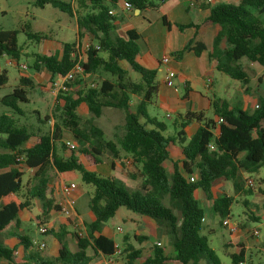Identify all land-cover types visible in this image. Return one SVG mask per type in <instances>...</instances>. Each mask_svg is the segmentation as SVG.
Segmentation results:
<instances>
[{
	"label": "trees",
	"instance_id": "trees-1",
	"mask_svg": "<svg viewBox=\"0 0 264 264\" xmlns=\"http://www.w3.org/2000/svg\"><path fill=\"white\" fill-rule=\"evenodd\" d=\"M74 1L77 11L69 1L36 0L35 5L39 8L51 6L74 18L78 37L86 33L96 44H90L85 53L82 61L85 73L97 76L101 72L107 77L90 85H86L84 79H76L56 95L61 125L77 144L78 156L75 151L68 157L58 151L55 142L62 137L58 126L54 125L49 134L39 129L31 131L20 124L19 119L24 114L18 105L29 102L28 91L35 87L34 81L20 76L18 85L0 99L1 106L8 109L0 113V235L19 227V214L29 211L33 201L39 202L43 215L50 211L59 212V207L47 198L46 192L57 179L61 183L72 182L77 174L84 184L93 187L88 208L94 220L86 224L83 237L71 233L76 248L74 252L63 243L66 232L61 226V232L48 230L44 234L51 235L58 243L53 259L29 256L32 241L17 233L14 234L17 243L13 247L8 248L0 242V260L7 264H27V261L34 264H88V249L95 255L110 257L114 254L115 243L110 236L101 235V228L119 208H125L152 219L158 229L164 231L173 250V256H168L162 247H154L144 253L134 249L124 237L122 254L126 264H165L168 260L180 264H200L201 261L204 264H222L209 247L207 237L201 234L204 209L195 198V192L200 191L209 201V209L221 219V224L229 218L234 198L224 194L213 197L212 187L218 180L231 181L235 192H239L241 172L255 174L264 168V96L259 97L257 108L252 113L216 99L212 108L215 116L222 120L219 124L211 119L203 120L201 113L187 111L173 122L174 136L165 135L166 125L147 111L157 96L158 84L156 70L147 69L137 61L141 36L132 29L118 35V20L109 14L117 9L118 0ZM123 1L139 12H157L165 0ZM206 22L218 28L207 54L209 61L216 71L246 86L247 91L249 76L239 61L246 59L264 67V0L216 3L209 7ZM159 23L167 28L173 26L179 32L193 29V36L183 47L168 55L174 60L179 61L188 52L198 57L208 50L197 40L198 25L170 23L165 16L159 18ZM17 35L18 31H0V57L18 61L22 52L17 44ZM27 37L36 43L45 38L40 34ZM75 47L76 42L61 43L60 52L36 54L32 69L46 72L51 83L57 75L63 76L71 69L73 61L70 55ZM132 73L137 75V79L131 78ZM7 82V72L2 71L0 88ZM80 106H85L94 119L101 117L103 109L122 111V135L115 141L106 140L101 128L92 123H82L77 112ZM34 114L42 124L47 122V116L41 119L38 112ZM192 123H196L198 128L187 138L184 129ZM174 144L178 145L180 156L176 161L170 157ZM61 147L64 149V145ZM105 150L110 152L113 160H120V155L124 154L139 166L137 175L130 176L141 180L139 190L130 192L114 175L104 176L88 170L102 164ZM166 162L171 163L170 170L166 169ZM23 170L30 171L25 182ZM189 177H194V181L189 182ZM260 181L264 185V177ZM244 195H251V192L246 191ZM165 199L168 205L164 204ZM246 203L243 202L245 206ZM250 216L252 221H259L253 213ZM35 222L37 226L44 225L38 217ZM134 239L138 242L147 240L144 237ZM18 247L23 250L22 256L16 254ZM243 256L241 249L228 257L231 264H238L243 262Z\"/></svg>",
	"mask_w": 264,
	"mask_h": 264
},
{
	"label": "rangeland",
	"instance_id": "rangeland-1",
	"mask_svg": "<svg viewBox=\"0 0 264 264\" xmlns=\"http://www.w3.org/2000/svg\"><path fill=\"white\" fill-rule=\"evenodd\" d=\"M69 1L73 4V9L76 10V1L74 0H61ZM36 0H0V31H18L17 35V44L21 49V54L18 61H12L9 58L2 56L0 57V73L2 71L7 72L8 82L3 87L0 88V99L9 94L14 87L18 85V79L20 76H25L32 81H34L35 87L28 91L29 102L27 104H19V108L23 111L24 116L20 117V124L27 126L31 131H36L39 129L43 133H52L54 125L59 127L61 134V139L55 142V146L58 151L65 157L70 155V152L64 146L65 141H71L75 144L77 149V144L75 143L72 135L62 127L61 125V111L58 110L60 107L56 103V95L54 93L49 83V75L43 70L40 72H35L32 69V64L35 59V55H51L56 52H60L61 43H74L79 41V48L84 45H96L94 39L86 34L82 33V36L76 37L77 26L74 18H68L67 15L59 12L57 9L52 8L51 6H44L39 8L35 5ZM229 3H234L236 0H229ZM120 4H123L122 0H119ZM131 13V12H129ZM154 12H150V16H153ZM159 26H162L159 23ZM154 25V29H155ZM117 34L122 35L123 29L118 22ZM29 34H40L45 38L36 43L33 39H28ZM250 63L246 59L239 61V65L242 66L244 70L247 71V65ZM22 66H25L26 69H23ZM254 69L258 70L263 75V81L260 84H255L253 82L250 85H247V91L254 90L253 94L256 95V104L259 97L264 96V67H259L253 65ZM251 69V68H250ZM248 73V72H247ZM132 79H137V75L130 74ZM107 77L101 72L97 76H89L85 83L90 85L92 83L96 84L100 79ZM162 79V74L157 73L156 81ZM225 80L230 85V89L227 93L223 92L222 88L216 90L217 98L220 100L230 101L231 99L237 101V95L235 93L236 87L243 86L241 83L231 80L227 76ZM245 91V92H247ZM179 92L183 94L182 87L179 89ZM205 94V92L202 90ZM206 94H208L206 92ZM209 96V95H208ZM211 98V97H210ZM156 98L153 100V104H156ZM134 104V103H133ZM8 111L7 108H4L0 104V113ZM148 113L155 117L159 122H162L166 125L167 130L165 135L174 136L173 133V122L176 119V115L172 110L164 108H155L152 105L147 107ZM34 112L39 113V118H44L47 116L48 120L45 124H42L41 121H38V118ZM246 112H249L248 110ZM78 114L82 120V123H92L97 127L101 128L104 133V138L109 141H115L116 138L120 137L123 133V124H124V114L120 110L112 109H103V113L100 118L94 119L86 110L85 106H81L78 109ZM168 114V117H167ZM192 129H187V134H191ZM32 143V141H31ZM75 149V155L78 156V153ZM112 159L110 152L107 150L103 151L102 160L108 162ZM113 160V159H112ZM117 164V178L123 183L124 187L128 191L139 190L141 180L139 178L131 179L130 176L134 177L138 173L139 166H136L132 161L125 156L124 154L120 155V160L116 161ZM165 167L167 170H170L171 163L166 162ZM24 177L23 181L25 182L29 177L30 173L27 170H23ZM241 175V190L235 192L233 184L231 181L226 182L219 180L213 185V197L219 195H227L234 198V202L230 207L229 215V224L233 226L235 223L238 224L236 234H242L247 232L246 236L248 239L244 240L242 237L238 238L237 241L243 243V246L247 248L245 252V257H243L244 264H264V185L261 184V179L264 177V168L260 169L258 173L247 174L240 173ZM247 180L253 181V186L249 187L247 185ZM77 187H80L83 191L88 192L91 196L93 192V187L91 185L84 184L79 174L76 175L74 181H72ZM57 190L53 189L51 194L48 196L53 201L57 198H61L56 192ZM250 191L251 195H244V192ZM196 193V192H195ZM54 195V197H53ZM196 198L201 202L204 209V222L203 229L201 234L205 235L208 240V245L215 252L219 261L222 264H231L230 258L225 254L226 248L224 244L228 241H232L233 237L229 233L228 229L221 224V219L213 213L211 209H207L208 202L205 201L202 193L198 191L196 193ZM246 201L247 205L245 206L243 202ZM30 207L29 216L18 217L20 220L19 227L13 228L11 233H6L0 235V242L6 246L11 247L15 243L14 234H19L27 237L28 239L34 240L36 243L43 242L45 248L41 251L31 248L28 252L29 256L38 255L42 259H53L57 251V242H53V238L47 235H40L37 231V225L34 221V216L40 215L39 204L32 202ZM164 204L168 205L167 199L164 200ZM251 212L259 218V221L255 222L249 219ZM54 214H50L53 217ZM57 216L63 217L60 212L57 213ZM41 217V216H40ZM51 217L48 218V221H51ZM139 215L132 213L125 208H119L115 213L114 217L109 219L106 223L103 224L101 232L110 235L111 238L115 241L117 245L122 247V237L126 234L131 235L133 229L136 228V221L139 220ZM27 219V220H25ZM73 215L71 214L70 218L63 220L64 225L67 227L69 233H76L77 229L75 228V221ZM133 219V221H130ZM56 225H61L62 219L54 220ZM44 222V221H43ZM86 228V227H84ZM117 228L121 231H117ZM81 228L80 230H82ZM211 231L207 233L203 230ZM159 238L165 241V237L162 235L164 231L159 230ZM257 231V236H251L252 232ZM53 232H61L60 229ZM63 243L68 247L69 250H75V243L72 240L70 235H65L62 238ZM168 245L171 247L170 241L168 239ZM54 246V247H53ZM135 246H138L135 244ZM242 246V247H243ZM172 247L169 253L172 254ZM22 256V252L19 254ZM87 255L90 258L88 264H104L102 257H98L93 254V252L88 249ZM116 264H126L125 255L122 254L120 257L115 259ZM0 264H7L5 261L0 260ZM27 264H34L33 261H27Z\"/></svg>",
	"mask_w": 264,
	"mask_h": 264
},
{
	"label": "crops",
	"instance_id": "crops-1",
	"mask_svg": "<svg viewBox=\"0 0 264 264\" xmlns=\"http://www.w3.org/2000/svg\"><path fill=\"white\" fill-rule=\"evenodd\" d=\"M228 1L229 0H215L216 3L219 2L229 3ZM238 2L239 0H236V2L234 3L232 2L230 4H238ZM189 4H190V0H165L162 3V5L159 7L157 12L148 11V10L139 12L138 10H133L131 11V13H129L122 10V4H120L118 0L117 9L113 10L114 11L113 16H116L118 22H120V26L123 29V31L132 29L135 30L138 34H140L141 45H140L139 54L137 56L138 63L147 69L156 70V76L157 73L162 74V79L160 81H156L158 84V93L157 96L155 97L156 104H151V105L155 108L160 107V108L172 110V112L176 115V118L177 116H183L187 111H189L192 113H201L203 116V120L205 121L211 119L214 122H217V117L215 116L212 108V102L216 99H220L217 98L216 96V92H217L216 90L222 88L223 92L227 93L230 89V85L225 80L226 76L216 71L214 65L209 61L207 55L208 51L211 48L212 37L217 32L218 28L206 22V19L209 14V7L211 5H207L205 3V0H197L193 6H190ZM150 12H154L153 16H150ZM161 16H165L166 20L170 23L183 24V25L192 23L198 25L199 29H198L197 40L204 43L208 50L203 51L198 57L195 56L192 52H188L184 54L179 61H176L171 57L172 60L170 61V63L166 66L163 65L161 63V59L166 55H169L173 52L180 50L185 44V42L193 36V29H185L183 32H179L173 26H171L170 28H167L165 26H159V18ZM154 25L156 27L155 29H154ZM76 37H78V29H77ZM76 43L77 46L80 45L79 41H76ZM253 65L256 64L250 63L249 65H247L248 66L247 71L244 70L246 73L248 72L247 73L249 76L248 84L250 85V83L253 82L255 86H257V84L261 85L263 81L262 80L263 75L258 70L254 69ZM168 70H171L175 73V78L172 81V87H168L164 83V79ZM208 80L211 81L209 87H207ZM181 87L183 89V94L179 92V89ZM245 89L246 86L236 87L235 93L237 95V101L233 99H231L230 101H226V100L224 101H226L230 107H238L242 111L246 112L248 110L249 111L248 113H252L253 110L255 109V106H257L256 104L257 98L256 95L253 94L254 90L251 89L249 93V91L245 92ZM202 90L205 92V94L202 92ZM206 92L208 94H206ZM184 95H186L185 98H183ZM188 128L192 129L193 132L191 134H187ZM197 128L198 125L196 123H192L190 126L186 127L184 129L186 137L190 138L195 133ZM173 133H175L174 127H173ZM31 144L32 143H30V145ZM170 157L172 160L175 161L180 158L177 144L171 146ZM116 161L117 160H112V159L109 160L108 162L102 160L101 165L95 168H88V170L94 171L97 174L104 176L112 174L117 178ZM112 167H114V170H112ZM27 172L30 173L29 170H27ZM60 183H61L60 179L59 180L57 179L53 184L49 186L46 192L47 198H49L48 196L51 194L53 189L57 190L56 192H58L59 196L61 195L60 186H59ZM197 192L198 191H196V193ZM196 193H195V198H196ZM88 194H89L88 192L83 191L80 187L76 186V190L72 193L70 197L71 210H72V215L74 217L72 221H75L76 229L77 228L84 229L86 224H89L94 220V216L88 208V201L90 198ZM60 201L61 198L58 197L57 200L53 201V204L58 206ZM207 202H208V207L205 208L209 209L210 203L209 201ZM36 203L39 204V202ZM32 204L33 203H31V206ZM39 208L41 213L39 216L38 215L34 216V221L35 218L38 217L39 219L42 220V222L44 221L43 222L44 226H46L48 230H52V231H56L60 229L61 226H63L64 231L66 232L65 235L68 234L71 236V233H69L67 227L63 223V220H65L66 218L57 216L58 212H53V211H50L48 215H43L40 204H39ZM30 212H31L30 209L29 211H24L20 213L18 217H21L22 215L29 216L28 214ZM50 214H54L53 217H51ZM50 217H51V221H48L47 219ZM139 217H140L139 220L136 221L137 226L135 229H133V233L131 235L126 234L122 237V247L117 245L115 241L112 239L115 243V246H118L122 250L124 246L123 239L124 237H127L128 243L134 249H138V250L140 249L143 250L144 253H148L150 249L154 248L155 244L158 243L160 244L159 248L160 247L164 248V252L168 256H173V251L172 254L169 253L171 251V247L168 245V238L164 234L162 235L165 237V241L159 238L160 233L158 231V227L156 223L148 217H144L140 215ZM60 218L62 219V221H60L61 225H56V222L54 220H58ZM130 221H133V219H130ZM234 226L238 227V224L235 223ZM11 231H8L6 233H11ZM203 231H206L207 233L211 232L206 229ZM246 233L245 232L243 233L244 236H241L242 234L239 233L238 235L236 233L231 234L233 240L228 241L223 245L224 248L227 247L226 250L224 251L225 254H227V256L232 254H237L242 249L244 253L243 257H245V252L247 248L243 246V243L238 242L237 239L241 237L244 240L248 239ZM94 235L97 236V234ZM101 235L110 236L103 232H101ZM134 237H144L147 240L138 242L134 239ZM30 240L34 241L32 239ZM54 241L56 240L53 238V242ZM16 243L17 241L15 239V243L11 247L16 245ZM135 244H137L138 246H135ZM57 249H58V243H57ZM70 251L74 252L75 250L73 251L70 250ZM20 252H22L23 255L22 248L18 247L16 254L19 255ZM97 256L102 257L104 260V264H107L109 257L106 258L100 254H98ZM117 258L118 257L113 258L114 264H116L115 259ZM165 264H180V263L173 260H168L165 262ZM200 264H204V262L201 261ZM241 264L244 263L242 262Z\"/></svg>",
	"mask_w": 264,
	"mask_h": 264
},
{
	"label": "built area",
	"instance_id": "built-area-1",
	"mask_svg": "<svg viewBox=\"0 0 264 264\" xmlns=\"http://www.w3.org/2000/svg\"><path fill=\"white\" fill-rule=\"evenodd\" d=\"M196 1L197 0H190L189 5L193 6ZM205 3L207 5H214L216 2L215 0H205ZM122 10L126 12H131L133 11V7L130 3L123 1ZM109 14L114 15V11H110ZM88 49H89L88 44L82 46L81 48H79V46L75 47L74 51L70 55L73 61L71 69L63 76L57 75L50 83L51 84L50 88L54 93L65 90V85L70 82H73L76 79L86 80L89 77V75L85 73L83 66H82V61L84 60L85 53L87 52ZM96 49H98V47H96ZM171 60L172 58L166 55L161 59V63L166 66L170 63ZM22 68L26 69L25 66H22ZM174 78H175V73L171 70H168L166 73L165 79H164L165 85L168 87H172V81ZM210 83L211 81L208 80L207 87H209ZM255 108H257V106H255ZM221 121L222 120L220 118H217V124H219ZM64 146L68 152L75 151V144L71 141H65ZM209 149L212 150L213 147L210 145ZM19 161H21V158L19 159ZM193 181H194V177H189V182H193ZM247 185L249 187H252L253 181L247 180ZM59 186H60V193H61V201L58 204V207L60 209L59 212L60 214H62L64 218L67 219V218H70L72 214L70 197L72 193L76 190V185L73 182H67V183H60ZM222 225L228 229L230 234H234L237 230V226H234V225L231 226L229 224L228 219H225L222 222ZM37 231L40 235H44L45 233H47L48 229L44 225H39L37 226ZM117 231L120 232V229L118 228ZM76 234L79 237H83L85 235V228L82 230L77 228ZM251 236L256 237L257 231L252 232ZM159 246L160 244L158 243L155 244V247H159ZM32 247L41 251L45 248V245L44 243H36L35 241H32ZM121 254H122V250L118 246H115L114 254L109 257L107 264H114L113 258L120 257ZM238 264H241V263H238Z\"/></svg>",
	"mask_w": 264,
	"mask_h": 264
}]
</instances>
